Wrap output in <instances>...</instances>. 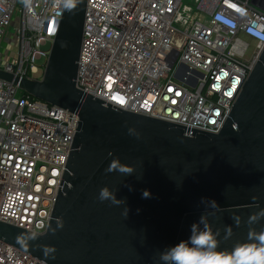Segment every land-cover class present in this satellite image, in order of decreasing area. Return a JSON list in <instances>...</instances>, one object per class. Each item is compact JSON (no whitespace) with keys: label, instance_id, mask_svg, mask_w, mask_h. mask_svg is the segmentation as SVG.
<instances>
[{"label":"built area","instance_id":"built-area-1","mask_svg":"<svg viewBox=\"0 0 264 264\" xmlns=\"http://www.w3.org/2000/svg\"><path fill=\"white\" fill-rule=\"evenodd\" d=\"M65 1L0 0V72L42 80ZM263 46L264 0H87L76 88L216 135ZM77 120L0 80V223L45 232ZM0 264L45 263L0 241Z\"/></svg>","mask_w":264,"mask_h":264},{"label":"water","instance_id":"water-1","mask_svg":"<svg viewBox=\"0 0 264 264\" xmlns=\"http://www.w3.org/2000/svg\"><path fill=\"white\" fill-rule=\"evenodd\" d=\"M73 2L64 5L41 81L0 72V80L78 117L45 232L0 223V241L45 264H160L159 252L187 241L210 213L218 251L254 242L250 231L264 234V46L220 132L188 136L185 127L76 88L87 0ZM114 163L133 172L110 170ZM104 187L121 203L101 201Z\"/></svg>","mask_w":264,"mask_h":264},{"label":"clouds","instance_id":"clouds-1","mask_svg":"<svg viewBox=\"0 0 264 264\" xmlns=\"http://www.w3.org/2000/svg\"><path fill=\"white\" fill-rule=\"evenodd\" d=\"M73 0H67L65 7L73 8ZM118 169L121 173L131 174L133 169L114 163L111 169ZM150 196L148 191L143 192V197ZM101 201L111 200L114 204H120L115 194L104 187L99 192ZM212 209L217 206L214 201L209 202ZM209 214L202 215L197 224L191 226V235L187 241H181L173 247L159 252L158 259L160 264H264V234L250 231L249 238L252 243L240 244L232 250L218 251L219 233L213 232L209 223ZM264 216V211L259 213ZM257 216L250 218V222L257 220ZM237 219V224H238ZM226 236H231V227L225 229Z\"/></svg>","mask_w":264,"mask_h":264},{"label":"rangeland","instance_id":"rangeland-1","mask_svg":"<svg viewBox=\"0 0 264 264\" xmlns=\"http://www.w3.org/2000/svg\"><path fill=\"white\" fill-rule=\"evenodd\" d=\"M9 33H12V34L15 33V29L13 27H11L10 30H9ZM16 52H17V46L12 44L10 46V55L11 56H15ZM42 74H43V72H41L35 78H39Z\"/></svg>","mask_w":264,"mask_h":264}]
</instances>
